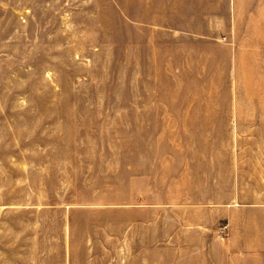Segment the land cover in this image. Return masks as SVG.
I'll return each mask as SVG.
<instances>
[{"label": "crops", "instance_id": "obj_1", "mask_svg": "<svg viewBox=\"0 0 264 264\" xmlns=\"http://www.w3.org/2000/svg\"><path fill=\"white\" fill-rule=\"evenodd\" d=\"M131 25L173 86L264 60V0H132ZM145 97L131 141L0 138V264H264V109L240 105L264 95Z\"/></svg>", "mask_w": 264, "mask_h": 264}, {"label": "rangeland", "instance_id": "obj_2", "mask_svg": "<svg viewBox=\"0 0 264 264\" xmlns=\"http://www.w3.org/2000/svg\"><path fill=\"white\" fill-rule=\"evenodd\" d=\"M131 6L132 0H0V128L13 129L0 131L3 141H131L139 121L131 111L146 107L145 96L264 95L258 58L242 61L236 86H229L228 61L206 81L183 73L184 86L171 85L165 72L134 67ZM261 34L253 27L245 44L257 46ZM221 101L213 109L229 110Z\"/></svg>", "mask_w": 264, "mask_h": 264}]
</instances>
